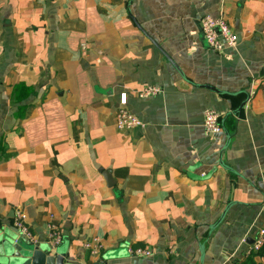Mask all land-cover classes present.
Instances as JSON below:
<instances>
[{
	"label": "crops",
	"instance_id": "crops-1",
	"mask_svg": "<svg viewBox=\"0 0 264 264\" xmlns=\"http://www.w3.org/2000/svg\"><path fill=\"white\" fill-rule=\"evenodd\" d=\"M222 15L237 45L217 52L200 23ZM19 217L70 264L243 263L264 228V0H0V226Z\"/></svg>",
	"mask_w": 264,
	"mask_h": 264
},
{
	"label": "built area",
	"instance_id": "built-area-1",
	"mask_svg": "<svg viewBox=\"0 0 264 264\" xmlns=\"http://www.w3.org/2000/svg\"><path fill=\"white\" fill-rule=\"evenodd\" d=\"M204 39L209 48L214 51H222L225 47H234L237 45V34L232 30L224 15L219 17L205 16L200 23ZM160 92L159 87H148L140 94L141 98H150ZM127 94L123 93L119 97L118 108L115 112L116 127L121 132H131L137 128L143 127L142 120L127 108ZM222 116L214 110H208L204 114L203 125L207 134L217 135L223 133ZM16 230L27 240L34 241L30 228L23 222L22 217L14 223ZM50 237L55 245L61 242V234L54 232V226L50 225ZM264 244V228L261 229L250 247L247 257L252 252H258ZM132 255L148 257L151 250L138 248L130 250Z\"/></svg>",
	"mask_w": 264,
	"mask_h": 264
},
{
	"label": "water",
	"instance_id": "water-1",
	"mask_svg": "<svg viewBox=\"0 0 264 264\" xmlns=\"http://www.w3.org/2000/svg\"><path fill=\"white\" fill-rule=\"evenodd\" d=\"M135 24L140 28L144 35L152 41V43L163 53L167 60L176 68L180 74L183 75L178 65L168 56V54L140 27L138 22L134 19ZM184 76V75H183ZM205 88L214 90L211 87L203 86ZM246 103L234 112V114L240 113ZM223 166V164H222ZM115 183L111 181V184ZM232 204H230L218 222L211 227V229L217 228L225 219L227 212ZM202 250L201 263L204 260V253ZM0 264H70L67 262V258L62 254V251L54 249L51 244H39L27 240L18 231H13L9 227L0 226Z\"/></svg>",
	"mask_w": 264,
	"mask_h": 264
},
{
	"label": "trees",
	"instance_id": "trees-1",
	"mask_svg": "<svg viewBox=\"0 0 264 264\" xmlns=\"http://www.w3.org/2000/svg\"><path fill=\"white\" fill-rule=\"evenodd\" d=\"M262 254H264V244L258 252L250 253V255L246 258V260L241 264H255V258L262 255Z\"/></svg>",
	"mask_w": 264,
	"mask_h": 264
}]
</instances>
